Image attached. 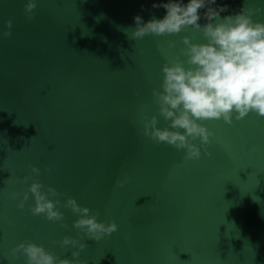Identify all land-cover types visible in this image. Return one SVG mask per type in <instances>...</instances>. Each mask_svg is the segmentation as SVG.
Masks as SVG:
<instances>
[{
    "label": "water",
    "instance_id": "95a60500",
    "mask_svg": "<svg viewBox=\"0 0 264 264\" xmlns=\"http://www.w3.org/2000/svg\"><path fill=\"white\" fill-rule=\"evenodd\" d=\"M27 2L0 0V264H27L11 255L24 241L75 259L76 248L55 241L77 237L79 216L61 206L62 222L34 216L31 196L20 209L12 193L28 190L33 180L16 182L24 176L56 188L54 199L74 197L99 211L98 221L119 225L99 242L81 241L88 247L79 259L87 264H264V117L199 121L214 136L212 155L202 148L196 160L143 135V113L157 116L160 128L170 123L152 94L164 64L184 36L206 41L191 26L130 39L134 18L163 19L167 10L154 3L190 0H37L32 19ZM224 5L221 18L264 7V0L211 7ZM206 11L199 10L201 27ZM254 19L264 21V11ZM8 20L12 35L4 37ZM30 165L41 169L38 177ZM125 176L131 179L118 187Z\"/></svg>",
    "mask_w": 264,
    "mask_h": 264
},
{
    "label": "clouds",
    "instance_id": "9594fccd",
    "mask_svg": "<svg viewBox=\"0 0 264 264\" xmlns=\"http://www.w3.org/2000/svg\"><path fill=\"white\" fill-rule=\"evenodd\" d=\"M216 0H190L188 4L169 2L153 4L154 8L163 7L167 14L163 19H151L147 23L137 15L136 27L132 29L130 39H143L145 36L157 37L176 35L191 26L201 32L204 43H194L192 38H182L183 48L171 63L163 66L164 79L160 89H153V100L158 105L159 115L170 122L168 127H158L159 119L147 113L141 116L143 135L150 137L157 144L166 143L177 150H186L185 159L196 160L204 153L211 156L207 145L212 143L214 133L199 121L223 119L226 124L244 119L250 112L264 117V21L254 17L264 11V7L245 6L236 15L221 18L220 14L227 6L218 8ZM207 7L204 13L208 23L201 27L199 10ZM37 8V0H28L25 12L29 19ZM13 22L7 21L8 31L4 37H11ZM131 29V28H129ZM127 34V31H126ZM169 48H175L174 40L167 41ZM181 56L187 59H181ZM185 64L188 66L185 67ZM162 89V90H161ZM183 130V131H182ZM199 141V143H197ZM32 173L38 177L41 169L30 165ZM51 171V169H46ZM33 180L27 191L13 192V199H18V207L23 209L30 196L35 203L30 211L34 216H45L49 221L62 222L64 213L60 207L69 208L79 219L73 227L78 230L77 237L65 236L59 243L65 250L69 246L76 248L72 252L75 259L60 258L45 249L43 245L24 241L11 249V255L19 258L23 255L27 264H87L80 258L88 247L81 242L88 240L99 242L105 236H111L119 230V225L98 221L99 211L92 214L88 207L80 205L74 197L66 201L54 199L61 193L52 186L44 185L32 176L17 178V183ZM131 178L125 176L117 181L123 188ZM11 180V179H9ZM23 199H20V196ZM11 223V222H10ZM67 228V224H63Z\"/></svg>",
    "mask_w": 264,
    "mask_h": 264
}]
</instances>
